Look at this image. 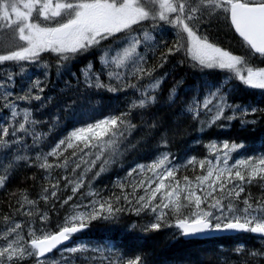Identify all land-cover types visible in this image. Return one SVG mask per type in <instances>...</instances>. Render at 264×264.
I'll list each match as a JSON object with an SVG mask.
<instances>
[{
    "label": "snow or ice",
    "instance_id": "1",
    "mask_svg": "<svg viewBox=\"0 0 264 264\" xmlns=\"http://www.w3.org/2000/svg\"><path fill=\"white\" fill-rule=\"evenodd\" d=\"M221 24L246 54L221 46L212 33ZM45 56L53 59L57 76L70 71L73 61L91 56L99 68L88 60L79 76L72 73L77 91L131 90L133 97L124 110L82 118L48 144L49 133L62 121L58 115L49 121L36 115L53 99L42 98L50 71ZM169 63L172 70H195L199 81L184 86L182 77L174 79L163 96L171 72L159 70ZM261 64L264 0H0V65H7L0 68V188H7L20 167L42 170L44 181L37 198L19 189L18 207L9 205L12 210L0 214V264H76L77 259L80 264H149L145 254L125 252L111 239L79 238L92 222L115 221L129 212L149 217L141 226L144 233L171 227L190 239L240 233L264 239V153L239 152L243 141L210 140L207 155H190L183 163L170 151H158L117 177L116 191L105 195L92 186L122 148H135L127 140L136 128L134 112L142 127L159 133L158 149H167L169 133L175 135L176 129L165 127L153 108L175 109L173 124L188 118L201 134L212 126L225 127L221 121L255 124L247 117L264 108L230 103L229 98L237 81L264 92ZM32 65L43 69V79L29 74ZM214 73L222 78L209 80ZM74 103H65L62 111L74 112ZM182 169H191L192 178ZM61 184L70 195H57ZM253 184L261 189L258 197L246 192ZM82 189L87 191L73 201ZM50 213L57 214L55 221ZM53 250L58 259L46 256ZM234 251L245 258L230 264H258L264 257V248L246 249L243 243Z\"/></svg>",
    "mask_w": 264,
    "mask_h": 264
},
{
    "label": "trees",
    "instance_id": "2",
    "mask_svg": "<svg viewBox=\"0 0 264 264\" xmlns=\"http://www.w3.org/2000/svg\"><path fill=\"white\" fill-rule=\"evenodd\" d=\"M213 36L218 39L221 46L228 47L236 54H246V50L242 47L239 39L227 28L221 24L219 28L214 27L212 30ZM171 38L170 36L168 37ZM253 62L256 63V58L253 57ZM45 60L50 65V71L47 79V86L44 87L42 98L51 96L52 102L37 113V118L49 121L53 116H59L62 125L54 129L48 135V144L54 143L59 139L60 135L65 134L66 130L73 127L76 122L88 116H101L109 112L124 110L129 99L133 97L131 90L118 92H109L104 89L85 91L82 87L77 91V83L72 73L80 75V69L84 67L88 60H93L94 68H99V63L93 57L88 56L73 61L70 65V71H64L60 76H57L54 67V61L51 57L45 56ZM7 65H0V68ZM261 66H264L261 64ZM170 71L171 74L167 77L162 85V95L166 97L168 90L172 87L174 79L184 80V86H191L199 81L200 76L195 70H189L186 66H180L172 70V64H166L163 69L159 70ZM29 74L39 76L43 79V69H38L35 65L28 66ZM222 77L218 74H213L208 77L209 80H219ZM103 79V77H102ZM66 83L72 87H66ZM44 85H42L43 87ZM74 101V112L62 111L65 103ZM230 103L240 105H252L264 108V92L259 89L249 88L240 84L238 81L232 85V92L229 98ZM39 102H34L38 104ZM157 112L163 119L164 126L176 129L175 135L170 132V142L167 149L157 148L159 141V133L156 131L149 132L140 124V117L134 112L132 123L136 125L135 130L131 132L127 140L134 144L135 148L128 150L121 149L122 155L114 162L106 166V170L92 181V186L95 189L103 190L102 194H107L109 190L116 191L113 188V181L117 177L125 176L127 170L136 163H147L154 158L158 151H170L176 159V162L183 163L187 156L196 155L203 158L207 155L205 145L210 140H228L244 142V149L238 150L245 155H254L264 153V113L251 114L247 117L248 120H255V124L241 126L239 119H234L225 123V127L212 126L205 130L203 134L198 133L195 125L190 119L183 118L178 125L173 124L174 110H169L167 107H157L152 109ZM43 131L47 132V124L41 125ZM194 139H199L200 143H194ZM139 141V143H137ZM47 151V147H44ZM67 155V153H66ZM237 155L236 152L233 156ZM100 161L96 162L97 170ZM79 171V170H78ZM198 171V170H197ZM42 170L35 166L30 168L20 167L11 177L7 184V188H0V214L11 211L9 205H15V201L19 196L17 190H26L30 198H37V193L40 191L39 185L44 181L41 178ZM181 172L189 175L190 179L193 176L192 170L188 169ZM91 175V173H89ZM180 175V173H178ZM62 192H58V196L70 195V189H64L61 184ZM81 191L86 192L87 189H82L73 197V201H77L81 195ZM250 191L253 197L261 195V189L253 184L246 192ZM16 192L17 195H12ZM245 193H241L243 197ZM70 201L69 203H72ZM18 207V205H15ZM40 206H44V202L40 201ZM59 207V205H57ZM67 205L65 206V208ZM64 215V208L59 211V217ZM50 216L55 221L56 213H50ZM149 217L137 216L134 213L120 214L115 221H94L80 239L96 241L101 238L111 239L123 251L128 253L139 252L147 256L149 264H230L232 261H240L245 258L244 253H236L234 246L237 243H243L246 249L258 250L264 248V239L254 236L251 233L239 234L236 236H222L213 239H191L184 240L175 228L165 227L160 230L144 233L141 226L148 222ZM2 223V221H0ZM135 225V227H132ZM54 227V225H53ZM74 242V241H73ZM221 246H223L221 248ZM49 257L53 259L59 258V253L54 251ZM34 264V262H32ZM76 264H80L77 259ZM258 264H264V257L260 258Z\"/></svg>",
    "mask_w": 264,
    "mask_h": 264
},
{
    "label": "water",
    "instance_id": "3",
    "mask_svg": "<svg viewBox=\"0 0 264 264\" xmlns=\"http://www.w3.org/2000/svg\"><path fill=\"white\" fill-rule=\"evenodd\" d=\"M217 235H232V234H217ZM253 235H258L259 236V234H253ZM185 239H190V238H185Z\"/></svg>",
    "mask_w": 264,
    "mask_h": 264
},
{
    "label": "rangeland",
    "instance_id": "4",
    "mask_svg": "<svg viewBox=\"0 0 264 264\" xmlns=\"http://www.w3.org/2000/svg\"><path fill=\"white\" fill-rule=\"evenodd\" d=\"M253 59V58H252ZM254 60V59H253ZM255 61V60H254ZM256 63H258V61H256ZM264 65V64H263Z\"/></svg>",
    "mask_w": 264,
    "mask_h": 264
}]
</instances>
